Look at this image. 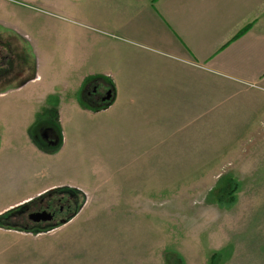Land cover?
<instances>
[{
	"label": "rangeland",
	"instance_id": "1",
	"mask_svg": "<svg viewBox=\"0 0 264 264\" xmlns=\"http://www.w3.org/2000/svg\"><path fill=\"white\" fill-rule=\"evenodd\" d=\"M0 2H14L21 21L20 32L0 26L6 91L37 71L34 37L47 30L46 17L68 16L28 0ZM96 90L92 97L82 92V100L104 102L106 91ZM20 106L0 98V133L19 132L13 135L19 148L30 133L39 149L56 156L64 132L58 116L17 115ZM248 110L71 115L64 153L75 156L73 164L0 162V211L28 193L25 171H45L33 200L0 213V264H264V109ZM45 190L74 197L61 217L67 223L41 227L27 219L41 208L35 203Z\"/></svg>",
	"mask_w": 264,
	"mask_h": 264
},
{
	"label": "crops",
	"instance_id": "2",
	"mask_svg": "<svg viewBox=\"0 0 264 264\" xmlns=\"http://www.w3.org/2000/svg\"><path fill=\"white\" fill-rule=\"evenodd\" d=\"M28 1L68 17H46L47 30L34 37L37 71L0 91V98L17 99V115H57L65 132L71 115H212L247 108L257 115L264 109V0ZM18 8L0 2L1 27L20 32ZM95 87L112 90V100L83 101L82 92L92 97ZM64 132L56 156L39 149L30 133L21 148L13 138L19 132L0 133V162L73 164L75 156L64 153ZM25 175L24 182L32 183L28 193L0 213L34 199L33 185L45 171Z\"/></svg>",
	"mask_w": 264,
	"mask_h": 264
},
{
	"label": "flooded vegetation",
	"instance_id": "3",
	"mask_svg": "<svg viewBox=\"0 0 264 264\" xmlns=\"http://www.w3.org/2000/svg\"><path fill=\"white\" fill-rule=\"evenodd\" d=\"M1 64H2V60H0V65ZM96 89H98V87H95L93 89L94 94H96V91H97ZM107 92L108 91L105 92L104 96H106ZM45 138H46L48 143H50V144L54 143V141L51 140L50 137L45 135ZM55 196L56 197L59 196V197L57 199H53ZM67 196L68 197H66L64 194L52 195L50 193L49 194L47 193L45 195V197H41L39 199V201H37L35 203V204H37L35 207L36 208H38V207L40 208L41 207L40 209H36V211H32V212H29V213L22 212V211L20 213H23V215L26 213L25 215H27V219H30L29 216L31 214L39 213V212H45L46 211V212H48V213H50L52 215V219L51 220H48L46 222L41 221V222H37V223L33 221L34 223H32V224L38 225V226H41V227H45L43 225L49 226V225H52V224H56L59 221H63L64 220V218H61L62 216L64 217L65 215H68L71 212V204L70 203H71V201L74 200V197H72V195H67Z\"/></svg>",
	"mask_w": 264,
	"mask_h": 264
},
{
	"label": "water",
	"instance_id": "4",
	"mask_svg": "<svg viewBox=\"0 0 264 264\" xmlns=\"http://www.w3.org/2000/svg\"><path fill=\"white\" fill-rule=\"evenodd\" d=\"M113 98V92L112 90H109L107 93H106V96L103 98V101L104 102H107V101H111ZM30 219L34 222H41V221H48V220H51L52 219V215L48 212H41V213H35V214H32L30 216ZM68 221H63V224L67 223Z\"/></svg>",
	"mask_w": 264,
	"mask_h": 264
},
{
	"label": "trees",
	"instance_id": "5",
	"mask_svg": "<svg viewBox=\"0 0 264 264\" xmlns=\"http://www.w3.org/2000/svg\"><path fill=\"white\" fill-rule=\"evenodd\" d=\"M250 28H251V26L249 25V26H247V27H245L243 30H241L233 39H232V41L231 42H233V41H236V40H238V39H240L241 37H243L249 30H250ZM69 192H71L72 194H75V195H77V193L75 192V191H69ZM58 193V192H57ZM56 192H54V193H51L52 195H56L57 194ZM3 220H4V217H1L0 216V223H3ZM2 225V224H1ZM2 226H4V223H3V225Z\"/></svg>",
	"mask_w": 264,
	"mask_h": 264
}]
</instances>
